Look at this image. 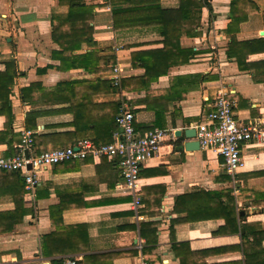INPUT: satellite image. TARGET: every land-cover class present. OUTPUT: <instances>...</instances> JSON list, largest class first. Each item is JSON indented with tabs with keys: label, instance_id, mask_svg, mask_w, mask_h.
I'll return each mask as SVG.
<instances>
[{
	"label": "crops",
	"instance_id": "crops-1",
	"mask_svg": "<svg viewBox=\"0 0 264 264\" xmlns=\"http://www.w3.org/2000/svg\"><path fill=\"white\" fill-rule=\"evenodd\" d=\"M207 2L197 34L185 27L179 40L182 50L193 52L190 61L142 90L129 85L124 91L123 80L140 85L146 74L133 56L164 47L156 8L175 9L180 0H0V76L7 74L0 85V156L15 153L27 132L30 153L79 140L109 143L126 109L141 135L167 133L135 193L125 186L118 159L89 157L40 171L34 189L25 184L24 216L3 217L18 211L20 187L15 178L0 180L1 264H63L68 258L78 264H264V138L242 145V166L230 175L217 153L187 150L184 135L204 121L220 91L228 92L240 121L264 119V0ZM78 4L91 8L95 45L64 51V33L54 31L52 18ZM122 9L128 12L116 28L114 12ZM114 66L120 67L119 85ZM7 96L13 132L2 135ZM13 133L21 143L10 145ZM224 191L236 202L233 223L223 211ZM210 192L222 197L210 198ZM201 201L206 204L196 205ZM6 226L12 230L1 232ZM179 243L188 246L176 249ZM144 249L152 250L144 255Z\"/></svg>",
	"mask_w": 264,
	"mask_h": 264
},
{
	"label": "built area",
	"instance_id": "built-area-1",
	"mask_svg": "<svg viewBox=\"0 0 264 264\" xmlns=\"http://www.w3.org/2000/svg\"><path fill=\"white\" fill-rule=\"evenodd\" d=\"M113 72L116 74L115 83L119 85L120 67L114 66ZM228 96L225 91L217 94L213 109L205 116L204 121L196 126V140L200 149L221 156L225 171L234 175L242 166V145L255 138H264V119L251 123L240 121L236 118L235 103ZM116 129L113 140L106 144L80 140L73 146L47 149L39 153H30L33 138L27 132L14 154L0 156V171L18 172L27 189L32 190L37 183L38 173L45 168L89 157H106L109 160H119L125 186L135 193L140 181V172L146 163L159 153L167 133L155 129L141 135L135 128V115L128 109L120 112ZM138 203L136 199V205ZM63 264H78V259L68 258ZM137 264L149 263L140 259Z\"/></svg>",
	"mask_w": 264,
	"mask_h": 264
},
{
	"label": "trees",
	"instance_id": "trees-1",
	"mask_svg": "<svg viewBox=\"0 0 264 264\" xmlns=\"http://www.w3.org/2000/svg\"><path fill=\"white\" fill-rule=\"evenodd\" d=\"M208 0H180V5L175 9H161L157 11L156 8V16L161 17L162 21L159 23V29L162 35L164 36V47L162 51L159 52H141L137 53L133 56V60L139 61L140 65L146 69L145 77L140 80L141 84H133L134 81L137 83V80H123L122 81V89L124 91L130 90L129 85H135L134 87H138V90H142L143 86H147L154 81H157L160 76L168 73L170 67L178 64L188 63L193 54L191 50H182L179 46V40L183 33V29L186 27L187 34L192 36L197 34V28L201 23L202 10L205 6L208 5ZM209 6V5H208ZM124 11V12H121ZM121 11H115L114 19H115V27L117 28V18L121 17L123 14H127V10L122 9ZM92 11L90 7L85 6L84 4L78 5H70L69 12L65 17L55 16L52 18V26L54 31H62L64 33L63 40L59 43L61 48L64 51H74L81 47L82 43L86 42L91 46L95 45L93 41L94 30L91 26V22L93 21V17H91ZM0 85L1 81L7 79V74L0 76ZM10 82L12 83V76L10 75ZM139 82V83H140ZM134 90V89H133ZM8 92V91H7ZM151 95V94H150ZM146 102V108H153V105L150 104L149 101ZM4 116H6L5 130L2 135H7L9 132H13L12 130V107L10 100L5 98L2 103ZM156 114H160L156 110ZM136 126V125H135ZM1 135V134H0ZM144 135V134H143ZM19 137V139H18ZM22 137L13 133V138L9 140L10 145L14 143H21ZM80 141V140H79ZM78 142V141H77ZM76 142V143H77ZM75 143V144H76ZM96 143V142H95ZM74 144V145H75ZM98 144V143H97ZM14 154V153H12ZM73 162V161H70ZM0 180L4 178H15L17 183L19 184V191L16 192L14 196V200L16 202V208L18 211L10 212V213H2L3 217H13L19 214V216H24L25 212L23 208L24 196L26 193L24 179L20 176L18 172L14 171H1ZM227 194L228 206L224 207L223 211H227L226 220L230 222H235L236 220V202L234 197L230 195L231 191H224ZM222 192H210V198H216L221 196ZM210 203V202H208ZM205 202H198L196 205H203ZM221 205V204H220ZM222 209V207H218ZM216 208V209H218ZM190 216V215H189ZM220 216V214H219ZM200 218H204L201 216ZM152 224L143 225L142 226V235L144 234V230L146 227H152ZM12 230L11 226H6L1 232H9ZM52 240V235L43 237V251L44 254L48 256V247L49 242ZM174 246L178 247L176 249H184L185 246H188L187 243H179ZM152 249H144V255H148V251ZM207 252H191L190 254L193 257L198 255H205ZM177 254V253H176ZM178 255V254H177ZM181 264L183 261L181 259Z\"/></svg>",
	"mask_w": 264,
	"mask_h": 264
},
{
	"label": "water",
	"instance_id": "water-1",
	"mask_svg": "<svg viewBox=\"0 0 264 264\" xmlns=\"http://www.w3.org/2000/svg\"><path fill=\"white\" fill-rule=\"evenodd\" d=\"M182 132L177 131L176 132V136L179 137L181 135ZM185 137L187 139H189V142H187L185 144V148L187 150H199L200 149V145L199 142L197 140H195V135H196V129H191L188 130L184 133ZM29 169H31V166H29Z\"/></svg>",
	"mask_w": 264,
	"mask_h": 264
}]
</instances>
